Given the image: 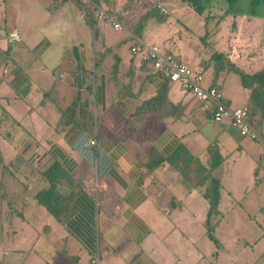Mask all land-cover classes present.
<instances>
[{
    "label": "crops",
    "instance_id": "1",
    "mask_svg": "<svg viewBox=\"0 0 264 264\" xmlns=\"http://www.w3.org/2000/svg\"><path fill=\"white\" fill-rule=\"evenodd\" d=\"M89 3L0 0V264L6 237L36 222L26 213L45 219L34 225L28 251L13 250L40 264H93L96 256L99 264H223L229 220L234 228L248 224L257 234L251 240L264 242L260 143L229 119L214 120L201 101L177 83L165 85L132 54L127 36L144 42L150 23L139 37L129 25L153 0L105 5L126 10L123 30L102 20L93 29ZM13 31L18 41L9 39ZM234 48L223 52L240 68L264 69ZM213 52L195 60L207 67V85ZM250 64L259 67L250 71ZM231 74L216 79L228 106L252 112L250 91ZM254 120L264 135L262 112ZM213 148L220 164L212 169ZM176 153L178 166L169 162ZM213 177L220 200L209 218L204 192ZM256 264H264V251Z\"/></svg>",
    "mask_w": 264,
    "mask_h": 264
},
{
    "label": "rangeland",
    "instance_id": "2",
    "mask_svg": "<svg viewBox=\"0 0 264 264\" xmlns=\"http://www.w3.org/2000/svg\"><path fill=\"white\" fill-rule=\"evenodd\" d=\"M153 1L161 4L167 10L168 20L165 23L151 22L149 24L142 35L146 44L154 45L162 51L166 50L169 45L172 53L177 55L183 63L196 70H199L200 67L195 60H205L204 52L226 51L232 46L235 47V50L236 46L242 50L244 54L242 60L249 59L252 62L255 57L257 62L264 66V0H239L233 6L232 13L223 19L222 15L230 7L226 0H197L204 9L203 15L196 13L185 0ZM207 17L208 21H206ZM207 31L209 37L205 42L202 38L205 37ZM131 38L135 41L138 40L132 36ZM249 56L251 57L249 58ZM255 67H259V65L249 67L250 71L252 69L255 71L257 69ZM230 77L235 80L236 84L239 83L237 75L231 74ZM230 84H232V80ZM26 216L28 220L32 221L33 218L36 222L32 221L30 225L26 224L25 230L19 231L16 236L6 237V248L9 245L6 264H40L42 262V260L36 259L35 254L19 255L13 250L18 247L28 251L31 247L32 237L35 236L34 225L45 219L43 215L34 214L35 217H33L26 213ZM47 218H51V222L54 221L51 216ZM262 219L260 217V220ZM226 224L229 227L225 233L227 241H225V248L221 253L222 256H228L224 258L223 264H256L264 251V242L257 244L251 240L257 234L246 223L237 224L235 228L232 220ZM239 229L242 231L240 232ZM57 234L54 232L52 235ZM248 239L251 241L247 243ZM213 249L216 248L213 247ZM2 257L5 258L0 252V259Z\"/></svg>",
    "mask_w": 264,
    "mask_h": 264
},
{
    "label": "trees",
    "instance_id": "3",
    "mask_svg": "<svg viewBox=\"0 0 264 264\" xmlns=\"http://www.w3.org/2000/svg\"><path fill=\"white\" fill-rule=\"evenodd\" d=\"M91 3L88 4L87 7V18L88 21L93 29H96L98 21L100 20L98 18L97 14V9L102 8L104 10H107L109 12H112L114 14H119L120 21L123 23L124 27L125 25V16H126V10L125 9H118V7L112 9L110 7H107L105 5L109 4L111 0H106L103 2V0H90ZM130 5L136 6H143L148 3V0H128ZM189 3V5L195 10L196 13L199 15L204 14V9L200 5V3L197 0H185ZM229 4V9L224 12L222 15V19L224 17H227L229 13H232L231 11L233 10V6L239 1V0H226ZM106 2V3H105ZM118 3H116L117 5ZM167 16V18H166ZM168 20V13L165 14L163 13L159 8H157L155 5L153 8L149 9L146 11L145 14H143L141 17L136 19L135 21L131 22L129 25L130 32L134 34L135 36H140V34L145 30L147 25L151 22H158V23H163ZM209 18H206V21H208ZM133 35V36H134ZM128 39L132 40L130 36H127ZM209 37V32H206V35L204 38H202L205 42L206 39ZM132 43L130 50L132 49V46L136 43L135 40ZM160 49V48H159ZM162 51V50H161ZM162 52L164 53H172L170 50H163ZM176 58H178L180 61H182L177 55L172 53ZM106 55L103 54L101 58H104ZM183 62V61H182ZM141 63L145 66H148L151 69V66L147 61H141ZM208 67L213 68V73H214V81L213 84H210V86L217 87L222 89L216 82V79H218L219 75L222 72H232L235 73L236 75L239 76L240 81L242 85L250 91V99L253 103V110L252 112L250 111L249 114V122L250 125L257 131L256 129V124L254 117L258 112H262L264 115V69L250 73L246 72L244 69L240 68L236 63L232 62L231 56L228 53H225L223 51H214L209 59V64L207 65ZM207 69V67L205 68ZM202 69L201 71L204 73V70ZM163 81L165 82L164 84H171L170 81L166 78H163ZM166 87H163L158 92V95L153 99V103L158 100L160 97L166 94ZM213 111H212V116H213ZM260 133V132H259ZM261 134V133H260ZM263 135V134H262ZM264 136V135H263ZM215 148L211 150V153L214 155V159L212 161V169L217 167L218 164H220L219 159L215 156ZM179 152V151H178ZM179 153H176L174 157H171L169 159V162L173 165L178 166L177 164V159ZM2 188V187H1ZM1 191V189H0ZM205 197L209 200L210 202V212H209V218L212 216L213 212L217 210L219 200H220V181L218 179H215L214 177L210 179V183L206 187V190L204 192ZM38 199L42 204H46V199H45V193L42 192L38 194ZM1 203L2 199L0 198V208H1ZM49 207V206H48ZM211 234V233H210ZM212 238L215 240V237L211 235Z\"/></svg>",
    "mask_w": 264,
    "mask_h": 264
},
{
    "label": "built area",
    "instance_id": "4",
    "mask_svg": "<svg viewBox=\"0 0 264 264\" xmlns=\"http://www.w3.org/2000/svg\"><path fill=\"white\" fill-rule=\"evenodd\" d=\"M155 6L163 13H168L161 4L155 3ZM97 14L100 20L112 25L114 29H125L119 14L102 8L97 9ZM9 39L18 41L20 39L18 32H11ZM131 52L141 61H147L153 72L162 80L166 78L170 83L179 84L185 92L201 101L204 108L212 110L214 120L223 121L227 118L238 129L241 136L259 142L264 156V136L250 125V108L248 106L229 107L222 89L207 85L205 75L201 70L191 68L172 53H164L158 47L146 44L139 39L132 46ZM91 143L95 144L96 142L93 140ZM92 263L99 264V257H94Z\"/></svg>",
    "mask_w": 264,
    "mask_h": 264
}]
</instances>
